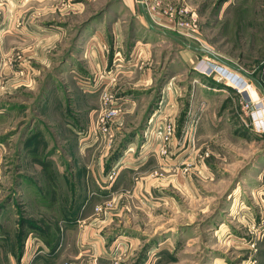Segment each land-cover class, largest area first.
<instances>
[{
	"label": "rangeland",
	"instance_id": "374dc122",
	"mask_svg": "<svg viewBox=\"0 0 264 264\" xmlns=\"http://www.w3.org/2000/svg\"><path fill=\"white\" fill-rule=\"evenodd\" d=\"M31 1L42 8L32 15L43 36L58 31L61 40L42 60L0 52V264L4 240L12 238L16 250L28 233L35 243L42 234L63 241L65 227L81 228L84 217L105 212L107 242L124 235L140 246L122 264H264V134L251 130L238 95L198 65L217 63L263 94L264 0H142L149 20H157L152 13L167 20L163 10L173 8L195 20V31L172 30L187 42L183 50L172 42L153 51L154 85L128 90L136 104L110 147L87 138L100 108L88 128L84 44L104 20H127L134 34L140 0ZM6 4L16 16L31 9L25 0H0V17ZM20 27H2V40L6 32L18 37ZM88 94L90 105L99 101L98 92ZM166 122L175 133L165 157L157 150ZM105 151L116 165L112 178L87 183V161ZM122 156L138 165L117 166ZM154 172L151 187L159 190L146 198L136 179Z\"/></svg>",
	"mask_w": 264,
	"mask_h": 264
},
{
	"label": "crops",
	"instance_id": "0c3cea01",
	"mask_svg": "<svg viewBox=\"0 0 264 264\" xmlns=\"http://www.w3.org/2000/svg\"><path fill=\"white\" fill-rule=\"evenodd\" d=\"M27 1L31 0H25V3H28L27 6L31 7V9L29 11L26 9L23 15L18 16L13 15V8L7 4L4 5L5 11L0 17V20H2L1 22H3L0 24V33L4 27L11 28L13 25L19 26L20 23L22 27L19 28L20 33H18V30L14 31V35L18 37H12L13 35L11 34L7 35L6 33L11 32H6L7 30H5L6 33L3 40L0 36V52L2 50L4 55H11L13 53L21 54L26 60H37L39 58L42 60L44 54L53 49L57 38L59 37V40H61L59 36L60 32L55 31L57 36H54L52 35L54 31L50 30L49 32L51 33L45 38L43 36V31L45 30L40 22V17L32 15L34 11L36 13L39 9L42 10V8H39L40 4L36 5L32 1ZM141 2L142 0H140L139 5ZM32 4L36 6H31ZM140 6L142 11L134 13L138 20H131L132 26L135 27L134 34L129 32L130 28H128V30L125 28L127 20H109L107 23L104 20L100 23L101 27L99 26L98 29L96 28L93 33L89 35L87 42L84 44L83 56L87 57V78L89 80L91 79V83L94 81L96 82L100 75L103 76L106 82L114 79L110 89L112 91L115 90L116 94L119 92L120 100L125 102L124 111L116 118V130L122 128L121 125L124 119L123 114L131 111L136 104V98L132 97V95H128V90L138 89V91H142L148 89L151 87L153 80H155V76L152 74L151 70L153 51L159 48L160 45H164V43H179L181 44V49L182 47L184 49V46L187 44V42L177 36L175 32L167 28L166 26L168 23L164 20H160L161 17L159 18L157 14L152 13L153 19H157L155 20L156 22L149 20L150 17L145 12L144 6ZM14 12L16 13L17 10H14ZM158 21L164 23L166 26H161ZM25 29L31 31L32 34ZM106 31L109 32V35H106ZM169 83L163 87V91L164 89H168L165 93L166 98H171L173 96L172 88L167 87ZM205 83L208 84L209 82L206 81ZM206 84L202 85L203 91L207 88ZM88 93L92 92L87 90V122H89L87 127L89 128L95 120L92 113L101 107V103L99 100L90 105L91 97ZM90 131L91 128L90 130L87 129V138L90 143L99 142L98 144L100 145L104 142L102 139L91 137L92 134ZM149 131V128H147L145 134H149ZM146 143H148V141H146ZM106 149L105 146V150ZM106 152L107 151L99 154L93 161H87V183L90 181L91 183H103L107 185L109 181L108 174L113 171V166L116 165H111L105 158ZM123 157L124 156L120 157L121 159L116 162L117 166L124 163V167L134 168L133 166L138 165L137 163L129 161V158L124 160ZM136 180H138L136 181L138 187H143L140 189L142 190L141 194H144L146 198H148V196H146L145 193H148L150 196L149 198H152L159 190L158 188H152L158 181H154V178H151L149 175L139 177ZM73 183L74 181L72 184ZM89 196L90 195H88V197ZM102 216L101 219L98 217L90 218V216L84 217L85 220L89 219L81 228L72 230V226L65 227L64 230H62V234L64 232L65 235H67L63 240L64 242L61 240L59 241L60 243L57 242V240L50 242L46 237L43 239L42 235L44 234L41 235V238L37 237L38 242L36 243L32 255H30L31 259L29 264H110L111 252L116 246H118V248L121 247V251L123 252L122 258L124 260H129V258L132 259L140 248L138 241L135 237L129 238L124 235H118V238L115 240L107 242L105 231L101 225V223L107 221V219H104L107 218V212H105L104 215L102 213ZM40 232L43 233L44 231L41 230ZM28 234H24L22 237L20 241L21 245L19 244L20 247L18 250L13 248L12 238L7 243L5 240L3 241L5 250L1 256L4 264H22L21 256L25 252V247L30 238ZM150 252L151 251H149L147 255L146 262L150 261L152 257ZM46 254L50 256V260L46 258Z\"/></svg>",
	"mask_w": 264,
	"mask_h": 264
},
{
	"label": "built area",
	"instance_id": "2783aa9c",
	"mask_svg": "<svg viewBox=\"0 0 264 264\" xmlns=\"http://www.w3.org/2000/svg\"><path fill=\"white\" fill-rule=\"evenodd\" d=\"M145 4H147L145 2ZM157 6L158 3H155ZM149 11L154 10L155 6L153 4L148 6ZM166 14L168 23L166 26L164 23L160 22L161 26H166L167 28L174 30L177 33L184 34L186 36L194 34L195 20H187L184 15L176 16L174 14L173 8L169 10H163ZM155 21V20H153ZM156 22V21H155ZM200 66V72L206 73L205 75L212 74L214 79L218 82H222L226 86L230 87L234 93L238 95L241 102H244V113L247 116L248 124L252 131L257 134H264V93L258 94L251 90L252 85L243 77H241L237 72L228 70L217 63H206L205 60L198 62ZM91 80V79H90ZM87 78V81L83 86L87 87L90 92H98L99 100L101 103L100 110L97 114L96 120L94 122L91 137L95 139H102L106 146L110 147L113 145L116 138V118L121 113V103L119 98L110 88L114 79L106 82L103 76H98V80L93 83ZM174 124L171 122H166L162 128V137L160 138L161 144L158 150L163 156L166 157L168 151V143L172 140L175 133ZM164 157V158H165ZM151 173L149 176L152 177L155 174ZM110 174V173H109ZM112 172L110 174V179L112 178ZM36 243L34 237L29 238L28 244L25 247V252L21 256L22 264H29L30 255L34 251ZM123 252L121 247L113 249L111 252L110 264H122Z\"/></svg>",
	"mask_w": 264,
	"mask_h": 264
}]
</instances>
